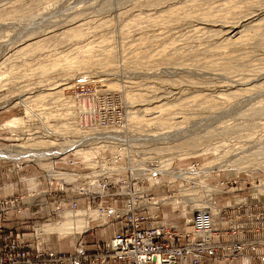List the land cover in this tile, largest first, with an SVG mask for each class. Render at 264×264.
<instances>
[{"label":"built area","instance_id":"obj_1","mask_svg":"<svg viewBox=\"0 0 264 264\" xmlns=\"http://www.w3.org/2000/svg\"><path fill=\"white\" fill-rule=\"evenodd\" d=\"M32 34L15 36L6 59L19 57ZM5 60L0 111L16 114L0 123V163L17 172L32 166L40 186L0 198V264H264V121L240 144L182 155L166 146L188 128L180 124V105L157 121L152 101L126 103L124 92H145V81L116 88L95 74L62 78ZM169 92L158 96L180 101ZM258 102L250 97L245 115L262 117ZM14 117L18 122L7 124ZM184 160L192 161L179 165ZM25 199L47 206L48 215L27 233L5 227L8 211L20 216ZM66 212L82 216L83 225L59 237L48 228ZM96 230L102 240L84 245L83 235ZM51 236L72 248H48Z\"/></svg>","mask_w":264,"mask_h":264},{"label":"rangeland","instance_id":"obj_2","mask_svg":"<svg viewBox=\"0 0 264 264\" xmlns=\"http://www.w3.org/2000/svg\"><path fill=\"white\" fill-rule=\"evenodd\" d=\"M0 27V52L5 51L0 61L11 52L5 48L19 42L15 36L37 35L23 44L30 49L21 48L7 64H37L41 72L62 78L95 74L116 88L145 81L149 102L159 91H172L180 101L162 103L168 115L174 106L183 110L181 126L188 128L174 146L191 143L193 150L180 148L186 154L240 144L264 121V115H245L250 97L264 108V0H0ZM15 114L0 111V123ZM258 136L264 138V132ZM166 219L179 226L168 214ZM61 240L59 248L69 251L71 241ZM101 240L96 230L81 242Z\"/></svg>","mask_w":264,"mask_h":264},{"label":"crops","instance_id":"obj_3","mask_svg":"<svg viewBox=\"0 0 264 264\" xmlns=\"http://www.w3.org/2000/svg\"><path fill=\"white\" fill-rule=\"evenodd\" d=\"M39 186L40 178L36 169L32 166H24L21 172H17L15 170L7 171L5 165L0 163V198L19 195L27 188H38ZM22 203L23 207L20 216H17L14 211L10 210L3 224L5 227L14 228L17 232L27 233L31 225H37L43 217L48 215L49 209L45 205L35 204L30 199H25ZM54 229L61 232L60 228L54 227ZM77 232H79V230L76 229L71 233L76 234ZM58 242L60 241H56L54 236H51V242L48 244V248L56 247L61 250L58 246ZM250 261L252 264L259 263L257 259H251Z\"/></svg>","mask_w":264,"mask_h":264},{"label":"bare ground","instance_id":"obj_4","mask_svg":"<svg viewBox=\"0 0 264 264\" xmlns=\"http://www.w3.org/2000/svg\"><path fill=\"white\" fill-rule=\"evenodd\" d=\"M32 43V42H31ZM34 43V42H33ZM36 43V42H35ZM31 45H33V44H31ZM27 46H29L28 48L30 49V45L29 44H27L25 47H27ZM25 47H21V48H25ZM18 50H20V48L18 49ZM17 50V52H19ZM27 50V49H26ZM16 52V53H17ZM77 52V51H76ZM75 52V53H76ZM22 52H20V54H21ZM78 53V52H77ZM76 53V54H77ZM78 55H79V53H78ZM78 57V56H77ZM81 59V58H80ZM82 60H84V59H82ZM146 88V87H145ZM145 91H146V89H145ZM128 94H132V96H128ZM123 97H124V99L126 100V103L127 104H130L129 105V107L130 106H133V103H138V104H140V103H142V102H145L146 101V92H133V91H130V90H126L125 92H124V94H123ZM135 97H140L141 99H142V101H138V102H135V101H133L132 99H135ZM164 99V97H162V96H158L157 98H154L153 100H154V103L152 102V108L153 109H156V110H159V112H161V115L159 116V117H156V118H158V120L157 121H160V119H162V118H164V117H167L166 115V113H167V111L164 109L165 108V106L164 105H166V104H163L162 102V100ZM158 101H161V103H158ZM167 100H165L164 102H166ZM149 111V109H146V107H145V112H148ZM172 115V114H171ZM133 117H136L135 115H133V116H129V120H133ZM182 116H180V118H181ZM156 118H154V119H156ZM173 118V117H172ZM167 119H169V117H167ZM15 122V123H14ZM18 122V118H16V119H14V120H12L11 122H10V124H16ZM182 123V120H181V122H180V124ZM8 124V123H7ZM183 127V126H182ZM188 130H191V129H188ZM187 131V130H186ZM181 132H184V131H182V130H180L179 129V133H181ZM191 133V132H190ZM182 134V133H181ZM184 135V134H183ZM190 140V139H189ZM181 141V139L179 140V142ZM179 142H170L169 143V145H168V143H167V145L166 146H174V144H178ZM186 142V141H185ZM187 143V142H186ZM187 145L188 146H184L183 145V143L182 144H180V145H178V146H176V149L177 150H179L181 147H183L184 148V150H186V149H191V150H193V148H191V147H189L190 145H191V143H187ZM179 147V148H178ZM212 148V147H211ZM211 148H209L210 150H211ZM182 149V148H181ZM180 149V151L182 152V153H180V154H182V155H190L189 153L188 154H186V151H184V150H181ZM199 149H206V148H200L199 147ZM187 152H192V151H187ZM185 153V154H184ZM195 153V152H194ZM197 153V152H196ZM0 155H1V152H0ZM70 215H72V216H70ZM63 219H65V220H63ZM82 222V223H80V222ZM82 225H83V219H82V216H80V215H76L75 217L73 216V213H71V212H66L65 213V216L63 217V218H61V220H59L58 222H56V223H54V224H52L48 229H50V230H54V231H57V234H58V236L60 237V236H63V235H71V234H74L75 235V233H71L72 231H75L76 229L77 230H79L80 231V229H81V227H82ZM54 227H56V228H60V230H61V232L60 231H58V230H55L54 229ZM70 230H72V231H70Z\"/></svg>","mask_w":264,"mask_h":264}]
</instances>
